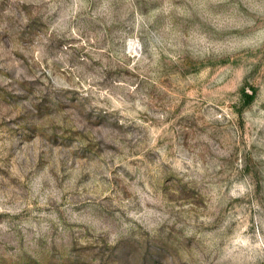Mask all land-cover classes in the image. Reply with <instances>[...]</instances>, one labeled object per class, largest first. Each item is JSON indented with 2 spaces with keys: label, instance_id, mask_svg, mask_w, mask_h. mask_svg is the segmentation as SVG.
I'll return each instance as SVG.
<instances>
[{
  "label": "rangeland",
  "instance_id": "374dc122",
  "mask_svg": "<svg viewBox=\"0 0 264 264\" xmlns=\"http://www.w3.org/2000/svg\"><path fill=\"white\" fill-rule=\"evenodd\" d=\"M0 264H264V0H0Z\"/></svg>",
  "mask_w": 264,
  "mask_h": 264
}]
</instances>
